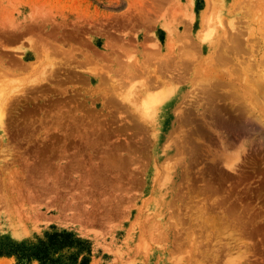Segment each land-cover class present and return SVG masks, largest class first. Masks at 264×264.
<instances>
[{"label": "rangeland", "instance_id": "obj_1", "mask_svg": "<svg viewBox=\"0 0 264 264\" xmlns=\"http://www.w3.org/2000/svg\"><path fill=\"white\" fill-rule=\"evenodd\" d=\"M258 78L264 0H0V264H264Z\"/></svg>", "mask_w": 264, "mask_h": 264}, {"label": "bare ground", "instance_id": "obj_2", "mask_svg": "<svg viewBox=\"0 0 264 264\" xmlns=\"http://www.w3.org/2000/svg\"><path fill=\"white\" fill-rule=\"evenodd\" d=\"M213 27V26H212ZM227 39V38H226ZM213 54V53H212ZM211 58V57H210ZM213 60V59H212ZM211 60V61H212ZM212 65V64H211ZM201 68V67H200ZM199 68V69H200ZM231 70V69H230ZM228 71V70H227ZM231 72V71H230ZM200 74V73H199ZM198 74V75H199ZM233 74V73H232ZM231 73H226V75H224L223 76V78L224 77H226V78H231L232 75ZM201 75V74H200ZM203 75V74H202ZM234 75V74H233ZM252 75V74H251ZM263 76V75H262ZM172 77V76H171ZM182 77V76H181ZM198 77V76H197ZM197 77H195V78H197ZM222 77V76H221ZM178 78H180V76H178ZM202 78H204V77H202ZM201 78V80H202V83L204 82L203 81V79ZM233 78H235V77H233ZM232 78V79H233ZM170 79V78H169ZM199 79V78H198ZM259 79V81L257 80L256 81V83L255 84H253L254 85V90L252 89V87L250 88V89H252L253 91H251V92H253V94L252 93H250V92H248V94H250V95H247L248 97L250 96V97H252V99H253V101L256 99V103H257V101H263L264 100V79H261V78H258ZM261 79V80H260ZM204 80L206 81V82H208L207 84H208V88H207V86H205L206 84L204 83V86L202 85V89L203 90H209V88H211V89H213L214 87H215V85L217 86V84H215V83H217V82H219L218 80H220V78L218 79V78H213V80L212 79H208L207 77L206 78H204ZM256 80V79H255ZM158 81V80H157ZM199 81H200V79H199ZM223 81V80H222ZM248 81V80H247ZM156 82V81H155ZM154 82V83H155ZM195 82H197V80L195 81ZM226 82V81H225ZM235 82V81H234ZM154 83H153V85H154ZM157 83H159V82H157ZM157 83H155V85H158ZM224 83V82H223ZM230 83H232V82H230ZM229 83V84H230ZM236 83V82H235ZM235 83H233L231 86H233ZM194 84V83H193ZM192 84V85H193ZM197 84H199V82H197ZM154 85V86H155ZM196 85V84H195ZM194 85V86H195ZM200 85V84H199ZM222 85V84H221ZM201 86V85H200ZM196 87V86H195ZM242 87V86H241ZM194 88V87H193ZM244 88L245 87H243V91H244ZM246 90H248L249 89V87H248V89L247 88H245ZM246 90L244 91L245 93H246ZM231 91H233V90H231ZM191 93V92H190ZM244 93V94H245ZM197 94V93H196ZM244 94H243V96H244ZM165 95V94H164ZM246 95V94H245ZM198 96V95H197ZM231 96V95H230ZM157 97V96H156ZM195 97V96H194ZM213 97V96H212ZM248 97H246V99L248 98ZM249 97V99H251ZM254 97V98H253ZM162 98H163V96H162ZM209 98V97H208ZM235 98H237V97H235ZM239 98V97H238ZM244 98V97H243ZM261 98H263V100L261 99ZM251 99V100H252ZM158 100V102H160V100L158 99V98H154V101H157ZM248 100V99H247ZM253 101H250V102H253ZM259 102V104L261 103L262 104V106L264 105L262 102ZM241 102V101H240ZM250 102H248L249 104H250ZM238 103V102H237ZM261 107V106H260ZM259 107V108H260ZM262 108V107H261ZM264 109V108H263ZM261 110V109H260ZM255 111V110H254ZM200 112V111H199ZM184 113V112H183ZM182 116V115H181ZM179 117V119H185V118H183V117ZM204 117V116H203ZM235 117V116H234ZM178 119V120H179ZM189 119V118H188ZM185 122V121H184ZM172 124V123H171ZM174 124V123H173ZM216 124H217V122H216ZM2 126V125H1ZM206 126L207 127H209V128H213V130H217V128H216V125H214V122H206ZM223 127H224V131H220L219 130V135L221 136V139H225V144H228V145H231V144H233L237 139H239L241 136H250L251 134H252V132H254V131H256V130H258V127L252 122V121H250L249 120V118H247V117H245L244 119H240V120H238V121H232V122H228V123H224V125H223ZM215 132H217V131H215ZM218 133V132H217ZM166 135L168 136V135H170V131L169 132H167L166 133ZM169 137V136H168ZM220 139V140H221ZM241 139V138H240ZM227 145V146H228Z\"/></svg>", "mask_w": 264, "mask_h": 264}, {"label": "trees", "instance_id": "obj_3", "mask_svg": "<svg viewBox=\"0 0 264 264\" xmlns=\"http://www.w3.org/2000/svg\"><path fill=\"white\" fill-rule=\"evenodd\" d=\"M49 240L43 243L40 247H36L34 251L32 249H20L16 250V253L25 262L30 259L31 256H35L42 261V264H58L59 258H51V252H56L60 247L66 245L67 239L72 236L70 232L60 233L54 232L49 235ZM70 243V242H68ZM88 259H83L82 264H85Z\"/></svg>", "mask_w": 264, "mask_h": 264}]
</instances>
